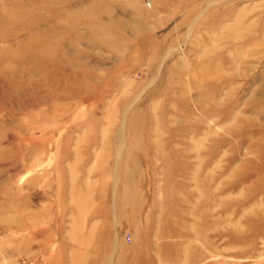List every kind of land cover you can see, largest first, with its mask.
I'll use <instances>...</instances> for the list:
<instances>
[{
	"label": "rangeland",
	"instance_id": "rangeland-1",
	"mask_svg": "<svg viewBox=\"0 0 264 264\" xmlns=\"http://www.w3.org/2000/svg\"><path fill=\"white\" fill-rule=\"evenodd\" d=\"M108 262L264 264V0H0V264Z\"/></svg>",
	"mask_w": 264,
	"mask_h": 264
},
{
	"label": "bare ground",
	"instance_id": "bare-ground-1",
	"mask_svg": "<svg viewBox=\"0 0 264 264\" xmlns=\"http://www.w3.org/2000/svg\"><path fill=\"white\" fill-rule=\"evenodd\" d=\"M222 2H223V1H222ZM22 8H23V7H22ZM22 8H21V9H22ZM86 9H87V8H86ZM87 10H88V9H87ZM80 11H81V10H79V12H80ZM75 12H76V11H74V14H75ZM87 12H88V11H87ZM71 13H72V12H71ZM76 13H77V12H76ZM82 13H83V12H82ZM85 13H86V12H85ZM77 14H78V13H77ZM77 14H76V15H77ZM83 15H84V14H83ZM77 16H79V15H77ZM81 16H82V15H81ZM84 16H85V15H84ZM82 17H83V16H82ZM71 18H72V17H71ZM69 19H70V18H69ZM240 20H241V19H240ZM116 22H117V21H116ZM69 23H70V22H69ZM111 23L115 24L114 22H111ZM118 23H119V22H118ZM66 25H67V24H66ZM110 25H111V24H110ZM69 26H70V25H69ZM101 26H103V25H101ZM118 26H119V25H118ZM70 27H71V26H70ZM248 27H249V26H248ZM99 29H100V28H99ZM57 30H58V29H57ZM59 30H60V29H59ZM123 30H124V29H123ZM60 31H61V30H60ZM99 31H100V30H99ZM100 32H101V31H100ZM102 32H103V31H102ZM104 32H105V31H104ZM65 33H66V32H65ZM47 34H48V33H47ZM102 34H103V33H102ZM97 35H98V34H97ZM100 36H101V35H100ZM104 36H106V35H104ZM121 36H122V35H121ZM92 39H93V38H92ZM95 39H96V38H95ZM98 41H99V40H98ZM28 42H30V41H28ZM28 42H27V43H28ZM32 42H33V41H32ZM29 44H30V43H29ZM36 44H37V43H36ZM27 45H28V44H27ZM46 46H47V45H46ZM35 47H36V45H35ZM39 47H40V46H39ZM47 47H48V46H47ZM49 47H51V46L49 45ZM49 47H48V48H49ZM30 49H31V48H30ZM109 49H110V48H109ZM1 50H2V49H1ZM32 50H33V49H32ZM8 64H9V62H8ZM125 90H126V89H125ZM153 91H154V90H153ZM146 94H147V93H146ZM144 97H145V96H144ZM137 98H138V97H137ZM129 106H130V105H129ZM133 106H134V105H133ZM130 108H131V107H130ZM134 108H135V107H134ZM125 110H127V109H125ZM129 110H130V109H129ZM122 112H123V111H122ZM129 112H130V111H129ZM126 113H127V112H126ZM131 113H132V112H131ZM133 113H134V112H133ZM140 116H141V114H140ZM143 117H144V115H143ZM140 118H141V117H140ZM140 118H139V119H140ZM122 121H123V120H122ZM120 122H121V121H120ZM123 123H124V121H123ZM122 126H123V124H122ZM136 126H137V125H136ZM120 128H121V126H120ZM131 128H132V126H131ZM133 128H134V127H133ZM122 130H123V128H122ZM118 131H119V130H118ZM123 131H124V130H123ZM137 132H138V131H137ZM137 132H136V133H137ZM119 135H120V134H119ZM123 135H124V134H123ZM123 135H122V136H123ZM117 137H118V136H117ZM121 138H122V137H121ZM123 138H124V137H123ZM124 139H125V138H124ZM120 141H121V140H120ZM121 144H123V142H122ZM119 145H120V144H119ZM120 147H121V146H120ZM120 147H119V148H120ZM123 147H124V146H123ZM119 148H118V149H119ZM120 149H121V148H120ZM94 152H95V151H94ZM121 152H122V151H121ZM108 154H109V153H108ZM110 155H111V154H110ZM105 156H106V155H105ZM116 156H117V154H116ZM119 160H120V159H119ZM117 161H118V160H117ZM115 162H116V161H115ZM35 163H36V162H35ZM115 167H116V166H115ZM37 170H38V169H37ZM115 170H116V169H115ZM35 171H36V169H35ZM164 171H165V170H164ZM106 177H108V176H106ZM2 178H3V181L6 180V179L4 180V177H2ZM109 178H110V177H109ZM112 178H113V177H112ZM105 179H106V178H105ZM31 180H32V179H31ZM1 183H2V181H1ZM72 183H73V182H72ZM1 185H2V184H1ZM71 185H72V184H71ZM88 185H89V184H88ZM71 187H72V186H71ZM71 187H70V188H71ZM173 190H174V189H173ZM15 191H16V190H15ZM7 192H8V191H7ZM72 194H73V193H72ZM30 195H31V194H30ZM69 195H70V193H69ZM78 195H79V194H78ZM47 196H48V195H47ZM70 197H71V196H70ZM52 198H53V197H52ZM71 198H72V197H71ZM78 198H79V196H78ZM82 198H83V197H82ZM86 199H87V198H86ZM90 199H91V198H90ZM23 201H24V200H23ZM49 202H50V201H49ZM70 202H71V201H70ZM78 202H80V201H78ZM71 203H72V202H71ZM187 203H188V202H187ZM187 203H186V204H187ZM28 204H29V203H28ZM26 205H27V204H26ZM79 210H82V209H79ZM87 211H89V210H87ZM81 212H82V211H81ZM81 212H80V213H81ZM80 213H79V214H80ZM195 213H196V212H195ZM82 215H83V214H82ZM86 215H87V214H86ZM13 218H16V217H13ZM78 219H79V218H78ZM131 220H132V219H131ZM133 220H134V219H133ZM18 221H19V220H18ZM8 223H9V222H8ZM12 223H14V222H12ZM173 223H174V222H173ZM93 224H94V223H93ZM95 224H96V223H95ZM136 224H137V223H136ZM80 225H81V224H80ZM80 225H79V226H80ZM77 228H78V227H77ZM180 228H181V227H180ZM78 229H79V228H78ZM80 229H81V228H80ZM185 229H186V228H185ZM72 230H74V229H72ZM78 231H79V230H78ZM115 232H116V231H115ZM6 233H8V232H6ZM80 233H81V232H80ZM67 234H68V233H67ZM67 234H65V235H67ZM1 236H2V235H1ZM9 236H10V235H9ZM117 238H118V237H117ZM120 239H121V238H120ZM130 239H131V238H130ZM117 241H118V240H117ZM119 241H120V240H119ZM35 242H36V241H35ZM70 242H72V241H70ZM115 242H116V240H115ZM37 244H38V242H37ZM113 249H114V248H113ZM7 250H8V249H7ZM133 252H134V251H133ZM6 253H7V252H6ZM114 253H115V252H114ZM114 253H113L112 255H114ZM28 254H29V253H28ZM132 256H133V255H132ZM25 258H26V257H25ZM32 258H33V257H32ZM110 260H111V259H110ZM18 261H19V260H18ZM4 263H5V262H4ZM108 263L110 264V262H108ZM75 264H76V263H75Z\"/></svg>",
	"mask_w": 264,
	"mask_h": 264
}]
</instances>
